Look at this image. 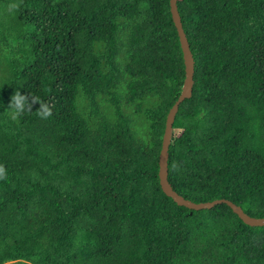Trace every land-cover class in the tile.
Returning a JSON list of instances; mask_svg holds the SVG:
<instances>
[{
  "label": "trees",
  "instance_id": "obj_1",
  "mask_svg": "<svg viewBox=\"0 0 264 264\" xmlns=\"http://www.w3.org/2000/svg\"><path fill=\"white\" fill-rule=\"evenodd\" d=\"M176 5L194 74L168 182L264 218V0ZM184 77L169 0H0V264H264V227L160 188ZM17 90L53 115L11 120Z\"/></svg>",
  "mask_w": 264,
  "mask_h": 264
},
{
  "label": "water",
  "instance_id": "obj_2",
  "mask_svg": "<svg viewBox=\"0 0 264 264\" xmlns=\"http://www.w3.org/2000/svg\"><path fill=\"white\" fill-rule=\"evenodd\" d=\"M177 0H169V9L172 18V22L174 27L176 28L180 48L182 51V58L184 64V81L181 88V93L174 103V105L169 110L166 115L164 131L162 135L161 148L158 156V180L159 185L162 192L172 201L181 207H185L189 210L199 211L204 209H211L215 205L218 204H226L229 206L234 214L238 216V218L245 224L250 227H264V218H254L250 217L239 207L234 205L232 202L219 199L214 200L212 202L206 203H194L187 199H184L182 196L177 194L170 183L168 182V150L169 145L171 143V139L175 133V129L173 128V123L175 120V116L178 111L179 105L185 100L189 99L192 95V86H193V74H194V60L192 53L189 48V43L184 33L181 19L177 10Z\"/></svg>",
  "mask_w": 264,
  "mask_h": 264
},
{
  "label": "clouds",
  "instance_id": "obj_3",
  "mask_svg": "<svg viewBox=\"0 0 264 264\" xmlns=\"http://www.w3.org/2000/svg\"><path fill=\"white\" fill-rule=\"evenodd\" d=\"M19 7V4L10 5V11ZM39 104V109L35 111L36 115L41 119H48L53 115V104L45 102L36 95L26 94L22 95L19 90L11 97L8 110L10 113V119L13 121H19V119L26 113H32L35 105ZM7 174L3 165H0V180H6Z\"/></svg>",
  "mask_w": 264,
  "mask_h": 264
},
{
  "label": "rangeland",
  "instance_id": "obj_4",
  "mask_svg": "<svg viewBox=\"0 0 264 264\" xmlns=\"http://www.w3.org/2000/svg\"><path fill=\"white\" fill-rule=\"evenodd\" d=\"M180 131L179 130H175V134L179 133Z\"/></svg>",
  "mask_w": 264,
  "mask_h": 264
}]
</instances>
